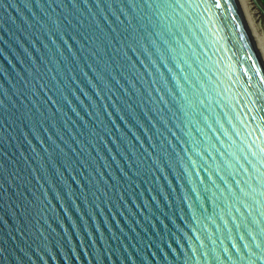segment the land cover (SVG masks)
<instances>
[{
  "label": "water",
  "instance_id": "obj_1",
  "mask_svg": "<svg viewBox=\"0 0 264 264\" xmlns=\"http://www.w3.org/2000/svg\"><path fill=\"white\" fill-rule=\"evenodd\" d=\"M0 264H264L238 0H0Z\"/></svg>",
  "mask_w": 264,
  "mask_h": 264
},
{
  "label": "bare ground",
  "instance_id": "obj_2",
  "mask_svg": "<svg viewBox=\"0 0 264 264\" xmlns=\"http://www.w3.org/2000/svg\"><path fill=\"white\" fill-rule=\"evenodd\" d=\"M238 3L242 9L249 30L252 33V36L254 37L256 45L258 46V49L260 50V53L264 60V43H263L264 41L260 36L261 33L260 34L258 33L260 32V30L258 29L259 16L248 0H238ZM259 37H261L260 40Z\"/></svg>",
  "mask_w": 264,
  "mask_h": 264
},
{
  "label": "rangeland",
  "instance_id": "obj_3",
  "mask_svg": "<svg viewBox=\"0 0 264 264\" xmlns=\"http://www.w3.org/2000/svg\"><path fill=\"white\" fill-rule=\"evenodd\" d=\"M248 1L250 2V0H248ZM256 2L258 3L260 9H262V11H264V0H256ZM251 6L255 9V11L257 12V14L259 16V23H258L259 27H258V29L260 30V32H258V33L259 34L261 33L260 36L262 37V39L264 41V16L261 14V12L258 8L253 6L252 2H251ZM261 37H259V40L261 39Z\"/></svg>",
  "mask_w": 264,
  "mask_h": 264
}]
</instances>
